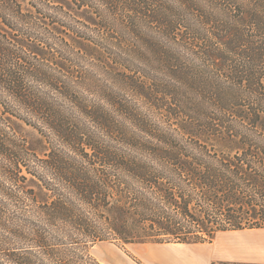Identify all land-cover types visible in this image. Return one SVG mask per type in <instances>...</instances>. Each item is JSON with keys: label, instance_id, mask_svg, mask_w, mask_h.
I'll return each mask as SVG.
<instances>
[{"label": "trees", "instance_id": "16d2710c", "mask_svg": "<svg viewBox=\"0 0 264 264\" xmlns=\"http://www.w3.org/2000/svg\"><path fill=\"white\" fill-rule=\"evenodd\" d=\"M0 110V264L264 229V0H0Z\"/></svg>", "mask_w": 264, "mask_h": 264}, {"label": "rangeland", "instance_id": "374dc122", "mask_svg": "<svg viewBox=\"0 0 264 264\" xmlns=\"http://www.w3.org/2000/svg\"><path fill=\"white\" fill-rule=\"evenodd\" d=\"M19 1L26 5L29 0ZM92 69L90 68L89 75L99 77ZM9 125L6 127L8 134L25 138L33 152L44 156L48 145L36 128L14 117ZM0 185L5 188L10 184L0 177ZM3 197L0 191V200H3ZM8 207L10 211L14 209L11 203ZM262 240H264V229L238 230L219 232L211 243L203 244L97 241L89 243L85 253L99 264H211L216 261H241L242 257L250 253L256 245L260 246L259 242Z\"/></svg>", "mask_w": 264, "mask_h": 264}, {"label": "crops", "instance_id": "0c3cea01", "mask_svg": "<svg viewBox=\"0 0 264 264\" xmlns=\"http://www.w3.org/2000/svg\"><path fill=\"white\" fill-rule=\"evenodd\" d=\"M259 245L260 246L256 245L252 250L249 249L251 252L245 254L239 262L264 264V240L260 241Z\"/></svg>", "mask_w": 264, "mask_h": 264}]
</instances>
